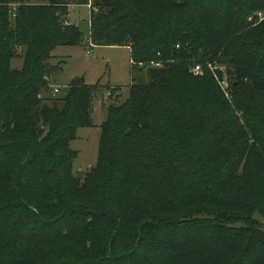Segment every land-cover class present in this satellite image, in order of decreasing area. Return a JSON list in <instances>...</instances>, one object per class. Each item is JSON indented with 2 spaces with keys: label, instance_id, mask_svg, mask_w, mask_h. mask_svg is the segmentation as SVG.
Returning a JSON list of instances; mask_svg holds the SVG:
<instances>
[{
  "label": "trees",
  "instance_id": "1",
  "mask_svg": "<svg viewBox=\"0 0 264 264\" xmlns=\"http://www.w3.org/2000/svg\"><path fill=\"white\" fill-rule=\"evenodd\" d=\"M31 1L0 0V264H264V0H94L93 45L162 67L108 108L84 181L70 146L94 88L75 79L62 110L40 92L83 42L59 7L90 0Z\"/></svg>",
  "mask_w": 264,
  "mask_h": 264
},
{
  "label": "rangeland",
  "instance_id": "2",
  "mask_svg": "<svg viewBox=\"0 0 264 264\" xmlns=\"http://www.w3.org/2000/svg\"><path fill=\"white\" fill-rule=\"evenodd\" d=\"M32 3L49 4L48 0H32ZM94 0H90L93 5L89 8L87 5L70 4L59 7L64 13L62 21L65 27L76 25L83 34V42L80 45L59 46L48 61L49 73L44 76V80L49 87L42 89L40 96L51 100L47 101L48 105L57 107L59 110L64 108L65 103L60 101L68 97L69 88L75 79L83 80L84 83L93 89L91 118L92 125L81 127L77 131L76 139L72 141L70 148L77 152L74 160L72 175L84 181L86 175L90 173L97 165L99 159V149L101 140V126L107 120L108 108L111 105H121L130 97L131 87L133 85L134 76L141 83H148L149 67H154L152 61L146 67H141L137 71H133V62L131 59V50L124 46H97L93 45L91 37V21L92 13H98L97 7L94 6ZM17 8V3L11 5ZM61 17V13H59ZM263 17V15L261 16ZM14 18V17H12ZM18 56L15 57L11 66L13 69L22 70L24 67V51L18 49ZM201 57V55H200ZM211 71L215 69L212 64L207 66ZM230 64L227 62L222 68L228 69ZM175 71L180 72V66L175 64ZM230 74L225 76L221 87L229 101L234 99L231 91ZM58 89L59 93H55ZM157 92V88L155 89ZM155 102V101H154ZM153 102V108L155 103ZM159 113V111H157ZM148 161L146 162V164ZM152 171L150 168H145ZM151 190L157 191L159 188L152 185ZM15 188L13 189V191ZM264 224V219L258 217ZM113 243V242H112ZM114 252L121 256V247L115 244ZM125 255V253H123ZM146 256V259H145ZM163 259H156L153 256L141 255L139 261L145 264H162Z\"/></svg>",
  "mask_w": 264,
  "mask_h": 264
},
{
  "label": "built area",
  "instance_id": "3",
  "mask_svg": "<svg viewBox=\"0 0 264 264\" xmlns=\"http://www.w3.org/2000/svg\"><path fill=\"white\" fill-rule=\"evenodd\" d=\"M89 8H92L93 10H95V8H93V5H91L90 3L87 5ZM179 48V47H178ZM152 65H154V67H162V64L161 63H152ZM193 73L195 75H198L201 73V68L200 66H197L194 70H193ZM55 93H59V90L56 89L55 90Z\"/></svg>",
  "mask_w": 264,
  "mask_h": 264
}]
</instances>
